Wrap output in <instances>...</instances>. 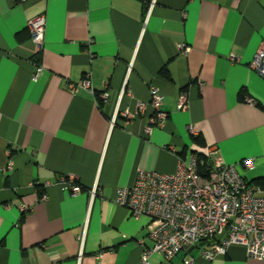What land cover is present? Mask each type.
Returning a JSON list of instances; mask_svg holds the SVG:
<instances>
[{"label": "crops", "instance_id": "1", "mask_svg": "<svg viewBox=\"0 0 264 264\" xmlns=\"http://www.w3.org/2000/svg\"><path fill=\"white\" fill-rule=\"evenodd\" d=\"M143 3L0 0V264H138L152 245L150 219L116 204L115 189L138 169L171 173L179 156L213 144L247 181L264 177V74L249 66L264 43V0ZM40 13L37 53L27 23ZM85 75L92 92L67 88ZM151 85L167 117L145 133ZM181 93L185 110L176 108ZM64 176L81 191L65 189ZM192 247L149 261L264 264L241 244L210 259L209 243Z\"/></svg>", "mask_w": 264, "mask_h": 264}, {"label": "built area", "instance_id": "2", "mask_svg": "<svg viewBox=\"0 0 264 264\" xmlns=\"http://www.w3.org/2000/svg\"><path fill=\"white\" fill-rule=\"evenodd\" d=\"M27 26L39 53L44 43V14L33 16ZM179 49L188 53L190 47L179 45ZM230 57L234 58L233 55ZM249 66L264 74V43L258 47ZM41 69V64H35L33 80L37 79ZM67 88L70 91L78 88L93 91L88 75L78 82H69ZM149 95L152 113L145 133H149L152 126L162 127L167 117L162 109L163 96L159 89L151 85ZM246 100L250 101L249 98ZM145 106L139 103V110ZM176 108H187L184 93L178 95ZM122 115L129 120L135 117V113L127 110L122 111ZM115 116L116 113L111 124ZM189 130L193 136L198 135L193 127L189 126ZM203 157L206 161L197 152H191L188 157L179 156L171 173L138 169L132 185L115 189L113 201L116 204L126 207L134 217L147 215L150 219L147 235L152 245L144 249L138 264H153L149 261L153 254L170 260L178 252L200 242L209 243L210 249L204 252L208 259L215 251L223 253L229 245L236 243L244 246L247 257L264 260V194L257 186L247 184L236 165L221 157L216 145L208 146ZM204 164L207 165L205 171ZM242 164L251 168L253 160L244 159ZM60 180L73 194L81 191L74 177L64 176ZM96 190L94 184L89 190L91 198Z\"/></svg>", "mask_w": 264, "mask_h": 264}, {"label": "trees", "instance_id": "3", "mask_svg": "<svg viewBox=\"0 0 264 264\" xmlns=\"http://www.w3.org/2000/svg\"><path fill=\"white\" fill-rule=\"evenodd\" d=\"M139 1H141L142 3L144 2V0H139ZM144 4V3H143ZM143 7H144V9H146L145 8V6L143 5ZM146 11V10H145ZM163 72H164V69H163ZM164 73H166V72H164ZM241 99H243V95L241 96ZM194 137H198V135L197 136H194ZM199 156H201L205 161H206V159L203 157V154H199ZM204 167H203V170L205 171L206 170V164H204L203 165ZM244 178V177H243ZM245 179V178H244ZM246 180V179H245ZM246 182H247V184H250V185H254V186H259V187H261V188H264V177H258V178H255V179H253V180H251V181H247L246 180ZM205 243V242H204Z\"/></svg>", "mask_w": 264, "mask_h": 264}, {"label": "water", "instance_id": "4", "mask_svg": "<svg viewBox=\"0 0 264 264\" xmlns=\"http://www.w3.org/2000/svg\"><path fill=\"white\" fill-rule=\"evenodd\" d=\"M198 245H200V246H201V245H202V242H200ZM192 248H193V247H191V249H192Z\"/></svg>", "mask_w": 264, "mask_h": 264}]
</instances>
